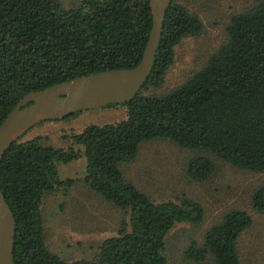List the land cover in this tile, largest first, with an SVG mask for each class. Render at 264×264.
<instances>
[{
    "label": "trees",
    "instance_id": "trees-1",
    "mask_svg": "<svg viewBox=\"0 0 264 264\" xmlns=\"http://www.w3.org/2000/svg\"><path fill=\"white\" fill-rule=\"evenodd\" d=\"M171 0L148 79L125 104V119L65 131L58 148L43 136L24 140L34 128L69 121L39 122L6 150L0 163V189L16 221L13 264H167L166 237L176 224L198 225L203 208L184 200L156 203L127 181L120 163L135 158L139 146L167 138L181 148L209 151L231 166L264 171V0L232 16L226 42L205 65L178 87L160 96L145 95L163 85L176 46L203 29L199 17ZM152 27L148 0H0V123L30 92L94 73L134 68ZM82 157V182L105 201L129 214L114 237L98 246L94 260L67 262L52 254L43 237V200L74 185L61 179L58 165ZM214 165L192 158L186 168L195 181L206 180ZM264 213V184L251 197ZM252 224L248 213L233 210L204 233L185 256L208 264H241L237 241Z\"/></svg>",
    "mask_w": 264,
    "mask_h": 264
},
{
    "label": "rangeland",
    "instance_id": "rangeland-1",
    "mask_svg": "<svg viewBox=\"0 0 264 264\" xmlns=\"http://www.w3.org/2000/svg\"><path fill=\"white\" fill-rule=\"evenodd\" d=\"M74 1L60 0L64 8L72 7ZM260 1L184 0L183 5L199 17L203 29L199 35L186 37L176 46L174 61L165 74L163 85L150 88L145 95L160 96L185 82L226 42V28L232 16L249 11ZM126 115L125 106L84 110L69 121L40 125L23 139L43 136L48 138L49 145L58 148L64 145L60 138L63 131L78 133L89 125L119 122ZM198 156L209 158L214 165L212 174L204 181H195L186 173L188 162ZM120 168L125 179L150 200L177 204L189 200L204 210L200 224H176L170 230L163 252L167 264H208L210 260L200 263L187 259L185 251L192 242L201 247L205 231L233 210L245 211L252 219L251 226L237 241L240 263L264 264V213L253 209L251 202L253 192L264 184V171L235 168L209 151L181 148L167 138L142 143L135 158L120 163ZM57 169L61 179L75 183L43 200L41 215L45 245L52 254L67 262L94 260L101 242L116 236L122 223L128 222L129 214L102 199L82 182L84 157L60 164Z\"/></svg>",
    "mask_w": 264,
    "mask_h": 264
},
{
    "label": "water",
    "instance_id": "water-1",
    "mask_svg": "<svg viewBox=\"0 0 264 264\" xmlns=\"http://www.w3.org/2000/svg\"><path fill=\"white\" fill-rule=\"evenodd\" d=\"M170 2L148 0L152 27L134 68L81 76L24 95L0 123V163L6 150L39 122L58 121L75 112L129 102L150 75ZM15 228L16 221L0 189V264H13Z\"/></svg>",
    "mask_w": 264,
    "mask_h": 264
}]
</instances>
